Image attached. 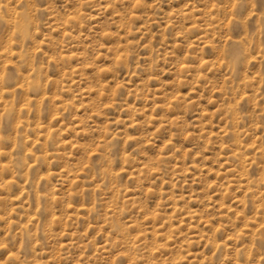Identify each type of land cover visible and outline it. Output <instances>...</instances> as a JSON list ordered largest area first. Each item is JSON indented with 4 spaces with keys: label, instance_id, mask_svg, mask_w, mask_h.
Here are the masks:
<instances>
[{
    "label": "rangeland",
    "instance_id": "1",
    "mask_svg": "<svg viewBox=\"0 0 264 264\" xmlns=\"http://www.w3.org/2000/svg\"><path fill=\"white\" fill-rule=\"evenodd\" d=\"M0 264H264V0H0Z\"/></svg>",
    "mask_w": 264,
    "mask_h": 264
},
{
    "label": "clouds",
    "instance_id": "2",
    "mask_svg": "<svg viewBox=\"0 0 264 264\" xmlns=\"http://www.w3.org/2000/svg\"><path fill=\"white\" fill-rule=\"evenodd\" d=\"M237 2H238V0H237ZM251 2H253L254 3V0H251ZM250 18V17H249Z\"/></svg>",
    "mask_w": 264,
    "mask_h": 264
}]
</instances>
